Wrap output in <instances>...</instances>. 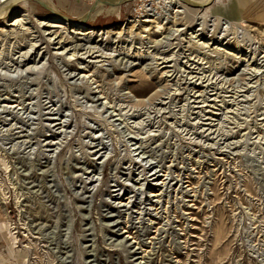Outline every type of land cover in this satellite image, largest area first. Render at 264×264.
I'll use <instances>...</instances> for the list:
<instances>
[{
  "label": "rangeland",
  "instance_id": "obj_1",
  "mask_svg": "<svg viewBox=\"0 0 264 264\" xmlns=\"http://www.w3.org/2000/svg\"><path fill=\"white\" fill-rule=\"evenodd\" d=\"M263 15L0 0V264H264Z\"/></svg>",
  "mask_w": 264,
  "mask_h": 264
},
{
  "label": "bare ground",
  "instance_id": "obj_2",
  "mask_svg": "<svg viewBox=\"0 0 264 264\" xmlns=\"http://www.w3.org/2000/svg\"><path fill=\"white\" fill-rule=\"evenodd\" d=\"M52 4V3H51ZM84 16V15H83ZM259 18H261V19H264V15L263 16H260ZM147 21H150V20H147ZM17 22H18V20H17ZM12 24H16V23H13L12 22ZM50 26H52V27H60V25L59 24H52V25H50ZM104 31V30H103ZM91 31L90 30H86L85 31V33L84 34H89ZM91 34H93V33H91ZM247 84V83H246ZM160 110V109H159Z\"/></svg>",
  "mask_w": 264,
  "mask_h": 264
},
{
  "label": "crops",
  "instance_id": "obj_3",
  "mask_svg": "<svg viewBox=\"0 0 264 264\" xmlns=\"http://www.w3.org/2000/svg\"><path fill=\"white\" fill-rule=\"evenodd\" d=\"M241 4H246V3H245V2H243V3H241ZM241 4H240V5H241Z\"/></svg>",
  "mask_w": 264,
  "mask_h": 264
}]
</instances>
